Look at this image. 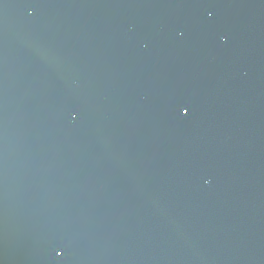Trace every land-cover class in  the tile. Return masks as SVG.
I'll return each mask as SVG.
<instances>
[{
    "label": "water",
    "instance_id": "obj_1",
    "mask_svg": "<svg viewBox=\"0 0 264 264\" xmlns=\"http://www.w3.org/2000/svg\"><path fill=\"white\" fill-rule=\"evenodd\" d=\"M0 264H253L180 0H0Z\"/></svg>",
    "mask_w": 264,
    "mask_h": 264
},
{
    "label": "snow or ice",
    "instance_id": "obj_2",
    "mask_svg": "<svg viewBox=\"0 0 264 264\" xmlns=\"http://www.w3.org/2000/svg\"><path fill=\"white\" fill-rule=\"evenodd\" d=\"M188 111V109L187 108H185V112H187Z\"/></svg>",
    "mask_w": 264,
    "mask_h": 264
}]
</instances>
